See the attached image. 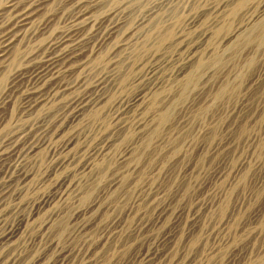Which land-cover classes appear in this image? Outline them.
<instances>
[{"label": "rangeland", "instance_id": "1", "mask_svg": "<svg viewBox=\"0 0 264 264\" xmlns=\"http://www.w3.org/2000/svg\"><path fill=\"white\" fill-rule=\"evenodd\" d=\"M128 1L133 10L130 17L151 2ZM174 1L162 9V21L168 25L161 38L156 32L145 38L142 30V40L113 71L117 79L108 89L111 102L88 113L81 125L74 150L81 155L102 139L115 137L108 153L96 155L91 170L77 169L73 178L84 177L77 189L56 202L60 214L52 218L50 229L31 239L39 233V222L48 219L47 209L35 217L36 223L10 251L20 256L15 264H26L42 254L48 239L74 250L69 264H150L141 262L150 248H156L158 255L151 264H264V30L251 31L254 24H264V0ZM67 8L65 17L70 13ZM253 15L255 23L246 26ZM59 23L65 25L64 19ZM204 31L208 36L200 37ZM183 39L199 44L194 51L203 65L192 81L188 78L196 67L187 74L176 72L188 53ZM40 43L36 40L23 47L7 77L25 65L22 56ZM155 65L157 73L149 82L144 76ZM112 68L103 53L91 64L89 77ZM143 89L147 91L144 103L121 115L125 127L117 128L120 99H134ZM25 105L19 90L12 105L0 110V143L37 116ZM60 106L49 105L47 111L52 114ZM165 112L167 120L162 119ZM56 144L61 148L63 142ZM130 148L128 161L121 163L120 155ZM79 156L69 168L80 164ZM27 168L31 177L22 194L10 195L7 205L0 206V229L15 221L28 206L22 204L47 192L52 180L67 169L57 168L47 143L39 145ZM112 177H118L119 184L89 220L79 219L91 225L76 232L78 221L69 219L71 211L94 200ZM161 204L167 210L164 220L156 224ZM177 213L181 216L173 224ZM109 221L119 230L115 235L103 232ZM142 221L149 227L138 231ZM172 226L178 234L173 242L158 243ZM90 243L95 252L85 257ZM50 254L40 264L48 263ZM89 257L94 263L88 262Z\"/></svg>", "mask_w": 264, "mask_h": 264}, {"label": "bare ground", "instance_id": "2", "mask_svg": "<svg viewBox=\"0 0 264 264\" xmlns=\"http://www.w3.org/2000/svg\"><path fill=\"white\" fill-rule=\"evenodd\" d=\"M173 1L151 0L149 6L144 8L136 17H130L133 10L128 0H6L0 4V110L9 108L15 93L20 90L27 110L31 111V114L37 112L36 117L12 130L0 143V206L7 205L10 195L22 194L24 186L27 185V181L31 177L27 163L36 156L40 144H49L55 153L58 169L67 168L61 176L52 180L47 192L33 198L29 203L22 204V206L26 204L28 206L19 213L15 221L6 223L0 229V264H15L17 262L20 258L19 254L10 253V251L17 247L19 241L27 234L25 232H28L32 223L36 221L34 220L35 217L45 209L48 212V219L39 222V233L33 234L32 232L31 239L39 237L43 230L50 229L52 218L60 214L56 202L60 199H66L70 192L77 189L79 180L84 178H73L76 171H79L77 169L91 170L96 163V155L102 154L104 157L108 153L115 137L114 140L109 137L102 139L100 142L91 145L81 155L78 154V150H74L82 133L81 125L89 117L88 113L97 112L109 103L111 96L108 89L117 79L113 71L142 40L144 37L142 30L145 29V38H150L155 32L159 33L158 39L161 38L163 29L168 25L162 21V9ZM108 4L113 6L108 7L110 6ZM216 5V9L219 8V3ZM67 7L70 8V13L65 17ZM211 9L213 8L211 7ZM62 18L65 25L59 23ZM255 21L253 15L247 21L246 26L251 22V24L255 23ZM256 24L251 27L252 33L255 29L264 30V24ZM241 29H243L242 26L238 29L239 32ZM202 33L200 37L208 36V32ZM36 40H41V43L22 56L25 57V65L22 63L24 66L19 65L11 70L12 72L7 77L8 70L21 58L23 47ZM182 41H185L188 53L181 59L176 72L187 74L193 67H196V73L188 78V81L189 79L192 81L195 79V75L201 71L203 65L200 61L201 57L198 58L194 51L199 44L187 42L186 39ZM103 53L107 54L109 64L113 68L90 78L91 64L97 61ZM149 69L144 77L151 82L154 81L158 69L156 65ZM146 95L147 91L143 89L136 95V98L124 101L120 99V103H116L119 105L117 108L119 120L117 128L125 127V121L122 120L121 115L129 109L140 107L144 103L141 100ZM55 103L61 106L51 114L47 110L49 105ZM168 117L167 112L162 114V119L167 120ZM1 119L5 120V115ZM142 123L144 122L141 121L140 125ZM58 141L63 142L61 148L56 144ZM131 151V148L126 149L120 155L121 163L128 161V155ZM78 156L80 157V164L75 165V168H69L73 161L79 159ZM99 157L97 158L99 159ZM243 166L245 164L241 165V167ZM119 182L118 177H112L94 200L71 211L69 219L78 221L76 228L79 231L76 232L89 227L91 222L86 223L84 221L82 223L79 222V219L81 218V221L89 220L90 216L100 208L103 198ZM159 205L156 211V224L160 223V220H164L167 210L163 204ZM179 216L181 213L176 214L173 224L179 220ZM96 220H98L97 217ZM111 224L109 221L103 226V232L106 235H113L119 231L112 228ZM148 227L149 223L142 221L138 231H144ZM177 235L172 226L164 236H161L158 243L170 245ZM43 244V253L40 254L39 252L40 255L36 254L37 256L27 261L26 264H40L49 256V253H53V255L49 262L44 264L70 263V257L74 253L73 249H68V246V248L59 246L54 239H48ZM98 244L99 241L96 245ZM88 246L85 257L91 252L93 254L95 252V250L92 251L94 245L90 243ZM90 257L88 262L92 263ZM157 257L156 248H150L144 253L141 262L151 264Z\"/></svg>", "mask_w": 264, "mask_h": 264}]
</instances>
